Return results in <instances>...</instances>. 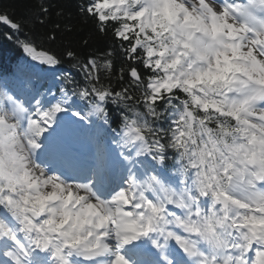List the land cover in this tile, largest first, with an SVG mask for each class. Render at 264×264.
<instances>
[{"label": "trees", "instance_id": "obj_1", "mask_svg": "<svg viewBox=\"0 0 264 264\" xmlns=\"http://www.w3.org/2000/svg\"><path fill=\"white\" fill-rule=\"evenodd\" d=\"M100 2L0 0L1 67L28 72L29 59L60 69L57 78L74 98L100 106V119L114 131L133 123L150 157L165 169L177 172L186 160L194 166L206 139L227 141L233 119L202 107L181 86L161 88L152 99L148 84L167 72L157 34L146 28L144 35L139 21L121 11L101 16ZM34 74L46 76L44 69ZM210 92L217 94L216 85ZM183 104L191 118L174 130L169 114Z\"/></svg>", "mask_w": 264, "mask_h": 264}, {"label": "rangeland", "instance_id": "obj_2", "mask_svg": "<svg viewBox=\"0 0 264 264\" xmlns=\"http://www.w3.org/2000/svg\"><path fill=\"white\" fill-rule=\"evenodd\" d=\"M138 3V0H136ZM113 4L114 7L122 9L124 12L126 11L125 6V0H110L109 4L106 6V9L110 7V5ZM188 4L184 2H179L177 0H155V3L150 11V8L148 7L147 9L141 10L140 15L138 17H141L144 21V23L151 25H161L160 23L163 19L166 24H164V27L166 26L167 31H171L169 25H175L177 28L179 24H184V26H188L190 24H194L195 26H198L201 29H206L208 34V37L210 38H220L223 37L224 35L229 36V37H241L245 35V31L241 25H239L238 29H233L232 31H224L220 29L221 26L225 25V21L223 19H219V23H217L215 26H212L213 28H209L208 25L203 24L190 10H188ZM188 12H187V11ZM106 11V10H105ZM246 10H241L237 9L236 13H244ZM127 12V11H126ZM157 14L159 16H157ZM176 14L175 19H170V17ZM235 15L234 13L228 14V16ZM157 19H154L153 17H156ZM228 16L226 18H228ZM251 15H247L246 19H250ZM186 22V23H185ZM254 31L250 37V40L245 43H241L239 46L235 47H230L225 49V46H223V51L220 54H215L212 52L211 45L208 46H203L202 41H196L194 39H191V48L196 49L197 51V59L199 61H203L207 67H204V69L194 71L193 73H189L186 71L187 68L192 69L191 66H187L184 70L186 72V75L183 76L182 82L188 85V87H199L200 83L202 82H212L213 80H218L220 77L223 75L227 74V67H222L220 64L222 62H226L229 59H232L231 56H235L239 60H243L249 62V66L244 65L242 62L240 65L236 66V71H242L243 74L246 76L250 77L252 80H254L257 84L258 83H264V61L257 56L255 51L253 50L252 43L253 41L260 40L264 41V25L261 24V27L259 26H254L253 27ZM212 30L213 32H210ZM180 32H185L184 28L180 30ZM246 36V35H245ZM196 46H199V49L196 48ZM202 49V50H200ZM214 56V57H212ZM222 56H224L222 58ZM212 57V58H211ZM204 58V59H203ZM218 60L222 62H218ZM175 78L172 79V83L175 82ZM179 79V78H177ZM230 79L232 77L230 76ZM234 81V79H232ZM236 83V82H235ZM202 90V89H201ZM237 96H241L240 94H237ZM19 98V97H18ZM231 98V97H229ZM11 98L9 99V101ZM29 101L31 99H28ZM232 100V106L231 108L233 109L234 113H239V114H260L264 116V111H260L258 109H255L253 106H251V103L248 102V100L244 101H236L239 99H236L234 96L231 98ZM9 101L6 102L3 106V110L1 113L0 120L7 125L6 129H4V136H6V140L3 143L2 142V147L5 150V152L2 154V160L4 164V168H2L0 164V175H2L6 179L7 185H10L14 189L17 187H20L23 191L25 190V187H23L22 183L27 182V180H31L34 185L39 188V195H33L34 197L32 200H42V201H52L54 199L58 198V193L57 191H54L52 194L46 193L45 190H43V187L41 185H49V184H56V181L52 180L49 181L46 178H38V177H33L32 175L29 174L28 171L23 166V158H21L20 153L16 152L19 148L20 145V152L23 153L24 155L27 156V161L33 164L34 161V156L29 152L28 147L31 146L36 140V134L28 135L27 132L28 130L24 131L20 129L19 122L27 124L29 129L32 124V121L35 120V118L40 119L41 122H43L44 125H46V128H50L52 125V122H55L57 115L62 113L63 110L69 109V110H76L78 103L73 101L66 93L62 92L59 96H53L51 100L47 104H41L39 100L33 99V106L29 105L25 106L23 103L20 102V98L15 100V107L11 108V105L9 104ZM14 101V100H13ZM28 109V110H27ZM80 110V109H79ZM15 111H17L15 113ZM82 111V110H81ZM22 112V114H20ZM90 119L93 120L92 116L93 112L89 113ZM243 119V118H242ZM247 127L249 128H254L255 126L251 123L246 124ZM19 131H18V129ZM33 129V128H32ZM61 129V134L62 132L66 129V126L63 127V125H60ZM248 129V128H247ZM17 133L21 135L23 133L24 138L19 139L17 138ZM0 134H3V130L0 128ZM29 137H32L33 139H30ZM3 141V140H2ZM17 149V150H16ZM132 150L135 151V154L139 153L138 148H134V146H131ZM27 152V153H26ZM121 153V152H120ZM120 153L118 155V159L120 160ZM18 155V156H16ZM1 160V159H0ZM11 163H14L16 165L17 170L22 168V171L18 173L17 178L12 177V172L13 168L11 167ZM6 166V167H5ZM237 170V168L235 167ZM17 172V171H16ZM195 178V177H194ZM59 190L62 192L68 194V188L66 189L62 185H58ZM199 188V185H198ZM193 191L195 192L197 196V200L200 199V191L197 190L196 187L193 186ZM200 189V188H199ZM87 191V190H86ZM120 190H117V196L122 197L124 194L119 193ZM24 194H20L19 198H22ZM184 195V193H182ZM90 196V195H89ZM91 197V196H90ZM235 197H238L239 201H243L242 197V192L241 188L237 187L235 190ZM25 198V196H23ZM244 202V201H243ZM258 205H260L259 202H256ZM125 206H129V201L125 203ZM251 209L250 207H248ZM249 211V210H248ZM113 212V213H112ZM115 211L111 210L112 216L115 214ZM129 218L132 219V227L129 232H127L124 235H121L120 233H115V236L113 239H115V242L113 241L114 247L119 246L122 247L124 241L129 242L131 241V237L134 236V230H135V220L132 217L133 212L132 210H129L128 214ZM117 216H114V221L115 223L118 222V219H116ZM131 222V221H130ZM258 222V221H257ZM25 240V239H24ZM112 246V245H109ZM93 247V246H91ZM108 248V247H107ZM106 247H103V250H107ZM115 264V263H114Z\"/></svg>", "mask_w": 264, "mask_h": 264}, {"label": "bare ground", "instance_id": "obj_3", "mask_svg": "<svg viewBox=\"0 0 264 264\" xmlns=\"http://www.w3.org/2000/svg\"><path fill=\"white\" fill-rule=\"evenodd\" d=\"M235 25H236V23H234V26ZM19 150H20V147L18 148L17 151H19ZM20 151H19V153H20L21 158H23L22 159L23 160V164H24V166H26V169L27 170H30L31 173L34 174L35 176H39V177L41 175L44 176L45 173H43V172L45 170L43 171V170H40L39 168H35V171H34L32 169V166L30 164H28V161H27L28 158H27V156L24 155L23 153H21ZM58 188L59 187L57 185H54V184H49V185L45 186V189L48 191L49 194H51L53 191H56ZM68 190L71 191V195H74V196L78 197L79 200H81L80 197H82V195L79 194V193H77V192H75V189L73 187H68ZM82 202H83L84 206L87 207V210H88V213L89 214L90 213L91 214H99V215H102V216L105 215L104 218H106L107 217L106 215L109 214V212L106 209H104L101 206H98L96 202H94L93 200H91L89 198V196H87V199L84 200V201H82ZM102 223H104V222H102ZM130 226H131V223L128 220H124V221L119 222V228H121L122 231L129 230L130 229ZM101 228H105V226L104 227L102 226ZM109 232H111V230H109ZM111 237H113V235H111ZM113 253H114V251L111 249V251L108 254V256H112Z\"/></svg>", "mask_w": 264, "mask_h": 264}]
</instances>
